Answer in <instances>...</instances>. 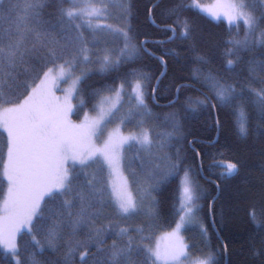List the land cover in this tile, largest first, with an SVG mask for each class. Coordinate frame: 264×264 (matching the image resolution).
Masks as SVG:
<instances>
[{
	"label": "trees",
	"instance_id": "obj_1",
	"mask_svg": "<svg viewBox=\"0 0 264 264\" xmlns=\"http://www.w3.org/2000/svg\"><path fill=\"white\" fill-rule=\"evenodd\" d=\"M123 1V19L108 17L105 22L130 29L131 44L136 46L139 54L122 63L118 70L107 72L99 70L95 56L92 62L80 61L74 71L85 76L77 88L71 119L77 122L85 114L94 113L97 100L113 93L108 91L109 88L116 89L126 79H136L131 75L132 70H135L143 74L144 99L149 114L133 117L125 127L131 130L133 123L135 129H140L138 121L143 120V127L150 130L154 140H164V147L154 146L153 153L172 161L178 157L180 166L174 176L160 183L152 192L154 200L145 197L141 201L149 208L148 217L140 213L132 218H123L116 212L111 198L109 172L102 161H88L86 165L76 164L70 169L69 173L75 182H83L87 174L89 177L95 175L104 185L106 207L104 219L100 223L107 224L111 220L115 225L105 235V246H110L113 240L118 239L115 233L120 227L129 228L130 234L142 247H150L154 237L170 231L179 218L175 210L179 201V178L185 170H189L199 184V199L196 202L199 229L189 226L183 230L189 254L187 261L210 254L214 258L213 264H264V121L249 99L244 104L247 134L242 135L237 124L236 103L231 106L221 104L205 81V77L211 74L222 82L237 84L238 90L243 87L245 97H249V85L256 89L264 87L252 79L247 71L248 61L264 60V45L240 50L238 54L242 61L229 69L226 61L235 57L226 55V50L232 47L230 40L244 39L243 22L229 25L222 19H211L191 7L192 0ZM206 1L198 0L200 3ZM259 7L257 5V9ZM55 8H47L43 18L48 19V13L55 14ZM256 14L259 15V11ZM185 22L188 26L187 36L181 35ZM261 27H264V21ZM65 31L68 36L76 34L74 28ZM81 31L89 42L93 37L105 36L107 39L103 41L109 44L107 49L112 50V54L124 46L122 37H114L107 32L93 33L84 27ZM115 43L120 44L112 45ZM101 44V47L99 43L95 46L89 43L88 46L102 52L105 43ZM35 67L37 71L20 76L19 86H14V92L8 90L5 99L12 102L0 104V108L15 105L24 99L41 81L43 71L53 65L49 64L42 70L39 63ZM129 86L125 84L124 97ZM81 99L85 101L83 105L79 104ZM197 99L207 100V103L195 104ZM130 108L132 106H125L126 115ZM118 120L109 121L106 127ZM7 147L8 135L0 129V213L8 201H5L8 179L4 171ZM122 155V167L131 192L138 198L146 187L145 172L141 170L140 162L148 154L139 145L128 144ZM228 163L238 164V170L230 175H221L225 169L217 165ZM65 198L69 197H62L58 191L47 195L41 201V211L47 216L48 210ZM253 211L256 221L260 222L259 226L250 215ZM39 223L34 217L33 225ZM136 227L141 231H134ZM202 229H206V233ZM33 234L37 239H42L35 228ZM70 239L85 240L86 232L80 230L75 237L66 235L65 242L58 245L57 249L36 247L28 229L21 230L15 237L19 258L24 264H31L33 253L40 264H63L67 241ZM96 251L95 245L78 248L74 264H94L93 254ZM81 253L85 254L83 262ZM16 259L7 248L0 245V264H14Z\"/></svg>",
	"mask_w": 264,
	"mask_h": 264
},
{
	"label": "snow or ice",
	"instance_id": "obj_2",
	"mask_svg": "<svg viewBox=\"0 0 264 264\" xmlns=\"http://www.w3.org/2000/svg\"><path fill=\"white\" fill-rule=\"evenodd\" d=\"M109 3L110 0H52L51 3L49 0H0V104L12 102L5 99L8 90L15 91L14 86H19L21 75L37 71L35 67L37 63L41 64V70L49 64L53 65L43 71L40 85L33 88L22 103L4 108L0 113V122L8 134L9 182V198L5 203L6 216L0 219V245L7 248L12 256L17 257L14 264H24L19 258V249L15 241L16 234L22 228L28 229L31 240L41 249L45 246L57 249L58 245L65 242L66 235L75 237L78 231H85V240L67 241L63 264H74L78 248L92 245L97 249L93 254L94 264H148L149 261L151 264H157V261H162L163 264H185L189 259L187 246L178 236L185 223L195 222V209L198 207L196 202L199 199V184L190 175L189 170L184 171L181 179L180 196L175 209L179 222L172 235L176 236L178 243L171 249L161 251L159 247L155 249L142 247L127 227H120L115 233L118 239L106 247L105 235L115 225L111 220L107 224L100 223L104 219L106 207L102 181L95 175L89 177L85 174L83 182H75L64 166L69 160L86 165L99 152L112 171L120 176L119 186L113 182L112 197L118 213L124 217L136 214L145 197L154 200L152 192L160 183L174 176L180 166L178 157L176 161H172L166 156L160 157L153 153L154 146L164 147V140L162 138L154 140L150 130L143 127V120L138 121L140 126L138 133L124 136L117 128L109 136L103 149L88 152L79 149L81 142L102 131V125L106 123L107 118L114 117L119 111L117 106L123 101L122 93L125 92L126 83L131 86L128 100L134 99L135 104L121 119V123H124L125 119L131 120L135 116L149 114L144 99L143 74L132 70L131 75L136 79L134 81L126 79L118 88H109L108 91L114 94L102 98L99 116L90 120L85 114L84 122L76 126L70 125L66 118L74 107L69 101L73 93L77 92V86L84 78V73L73 79L63 105L53 106L42 94L47 85L55 84L60 79L72 78L74 69L80 61L92 62L95 56L99 70L107 72L118 70L122 63L139 54L136 46L131 44L130 29L103 22L109 16ZM257 5L260 6L259 9ZM53 6H56L55 14L48 13L49 18L44 19L45 10ZM190 6L207 11L217 19L223 16L229 25L243 22L244 39L229 41L232 47L226 50V55L234 56L235 59H227V68L233 69L242 61L238 54L240 50H250L255 45H264V27H261V22L264 21V0H230L229 3L219 6L225 9L222 12L204 9L198 0H192ZM257 11L259 15L256 14ZM77 20L81 22L76 23ZM82 27L93 33L107 32L114 37H122L124 46L114 58L112 50L94 51L88 45L91 43L95 46L99 40L96 37H93L91 42L85 40ZM73 28L76 34L68 36L65 30ZM181 35H188L187 22ZM58 61L60 63H57ZM247 71L252 79L264 85V60L248 61ZM205 81L221 104L231 106L236 103L237 124L242 135L247 134L244 104L249 99L264 121V87L256 89L249 85L247 91L250 96L245 97V89L240 87L238 90L235 83L222 82L220 78L211 74L205 77ZM103 101H111L107 109L103 107ZM84 103L83 99L79 101L80 105ZM194 103L203 105L207 100L197 99ZM70 128L77 129L78 135L70 134L68 131ZM126 144H137L148 154L147 158H141L140 162L141 170L145 172L146 187L143 188V195L139 199L133 196L128 188L127 179L119 171V152ZM217 166L225 169L221 175H230L238 170L236 163ZM132 175L135 177V172ZM54 190L62 197L69 198L62 199L58 205L49 209L46 216L41 211V201L46 194H52ZM250 215L259 226L260 222L256 221L255 212H251ZM34 217L40 221L39 224L33 225ZM34 228L41 234L42 239H37L33 234ZM134 231L139 232L141 229L136 227ZM202 231L206 233V229ZM80 259L82 262L85 260L84 253L80 254ZM213 259L209 254L205 258L197 257L191 260L190 264H213ZM31 264H40L34 253Z\"/></svg>",
	"mask_w": 264,
	"mask_h": 264
},
{
	"label": "rangeland",
	"instance_id": "obj_3",
	"mask_svg": "<svg viewBox=\"0 0 264 264\" xmlns=\"http://www.w3.org/2000/svg\"><path fill=\"white\" fill-rule=\"evenodd\" d=\"M123 0H110V3H109V18H115V19H118V20H121L123 19ZM230 0H207L206 2L204 3H199V5H201L204 9H211L212 11H216V12H222L224 11L225 9L219 7L220 5H224L226 3H229ZM197 9V8H196ZM199 10V9H198ZM200 11V10H199ZM202 13H204L205 15H207L208 17H210L211 19H214V20H218L217 18L213 17L212 15H210L207 11H201ZM219 19H222L224 20L225 22H227V20L221 16ZM105 22V21H103ZM239 22H242V21H239ZM238 22V23H239ZM106 23V22H105ZM228 23V22H227ZM109 24V23H108ZM121 25H124V23H121ZM107 38L105 36H100L98 37V40H99V45L100 47L102 46L101 42L105 43L104 45V49H107V46L109 45L106 41H103V40H106ZM120 44V43H119ZM119 44L115 43V44H112V45H115V46H118ZM103 49V50H104ZM119 54V51L115 54H113V58ZM99 66V65H98ZM55 71L53 72V75H55ZM80 75V73H76L74 71V75L72 76V78L70 79H60L58 80L55 84H49L46 86L45 89L42 90V94L45 98H47L51 104L53 106H58V105H63L64 104V101H65V96L67 94V91L68 89L71 87L72 85V82H73V79H75V76H78ZM43 79V77H42ZM38 85H40V82L34 87L36 88ZM119 87V86H118ZM78 88V86H77ZM33 89V88H32ZM31 89V90H32ZM130 89H131V86H129L128 88V92L126 93L122 103L120 105H118L117 107L119 108V111H117L115 113V116L114 117H108L107 118V121L106 123H104L102 125V130H103V133L102 131L100 132H97L95 135L91 136L90 138L84 140L83 142H81L79 144V149L83 152H88L90 150H99V149H103L104 148V145L105 143L108 141L109 139V136L111 134H113L115 132V130L117 128H119V131L122 135L124 136H127L131 133H138L140 131V129H135L134 128V124L132 123L131 124V130H128L126 127H125V124H127L129 121L131 120H127L125 119L124 120V123H121V119L120 117L122 116H125L126 114V110H125V106H133L135 104V100L133 99L132 101H129L128 100V94L130 93ZM31 93V91H30ZM114 93L110 94V95H105V96H113ZM29 95V94H28ZM27 95V96H28ZM26 96V97H27ZM76 96H77V92L76 93H73L71 99H70V103L73 105L74 104V101L76 99ZM105 96H102L100 97L97 102L95 103V112L92 113V114H87V116L89 117V119H95L99 116V113H100V107H101V103H102V98L105 97ZM25 97V98H26ZM24 98V99H25ZM22 99L20 102H18L17 104L19 103H22L23 100ZM110 103L111 101H103V107L105 109H107L109 106H110ZM14 105H11V106H6V107H1L0 108V113L3 112V109L4 108H7V107H13ZM72 112H73V109L72 111H70L68 114H67V121L69 122L70 125H73V126H76V125H80L84 122V119H85V115L82 117L81 120H78L77 122H74L72 119H71V115H72ZM119 118L118 121L110 124L108 127H106L107 123L111 120H114V119H117ZM0 129H2L3 131H6V129L4 128L2 122H0ZM69 133L72 134V135H78V130L75 129V128H70L68 129ZM8 135V134H7ZM128 145V144H126ZM120 150L119 152V171L120 173L122 174V176L124 178L127 179L128 181V178L127 176L125 175L124 173V170H123V167H122V157H123V150L125 148V146ZM94 160H100L103 162V164L105 165L104 167L106 168V170L109 172V177H110V188H111V193H112V185H113V182H115L117 184V186L120 185L121 183V179H120V176L116 175L112 169L108 166V164L106 163V161L104 160L103 156L97 152V154L95 156H93L92 159H90L89 163L93 162ZM88 163V162H87ZM7 164H8V156H7V159H6V164H5V175H6V178H7ZM76 164H79V162H76V163H73L71 160L67 161L65 163V167L68 169V171L70 172V169L75 166ZM183 175L182 174L179 178V186H180V182H181V179L183 178ZM8 181V180H7ZM128 188L129 190L131 191V188H130V183L128 181ZM8 189H9V182H8V185H7V188H6V191H5V201L8 200L9 196H8ZM53 192H56V190H54ZM47 195H50V194H46L44 197H46ZM143 195V191L140 193L139 197ZM134 197L135 196V193L133 195ZM179 196H180V191H179ZM139 197L137 199H139ZM112 198V202H113V205L115 207V210L116 212L118 213L117 211V208H116V204H115V201H114V198ZM44 199V198H43ZM148 212H149V208L146 204H143L141 202V208L140 210L136 213V214H133V215H129L127 217H124L123 215V218H132L133 216L135 215H139L140 213H144L147 217H148ZM0 219H2L3 217L6 216V212H5V209L0 213ZM119 214V213H118ZM198 215V207L195 209V222L193 223H185L181 229L179 230L178 232V236L180 238V241L183 242L184 245L187 246V243L185 241V238H184V235H183V230L186 228V227H189V226H192V229H197V224H198V221H197V215ZM121 215V214H120ZM34 219V218H33ZM179 222V218L177 220V222L175 223L174 227L170 230V231H167V232H163L159 235H157L156 237L153 238L152 240V243H151V246L150 248H157L159 247V249L161 251L163 250H166V249H171L173 248L177 243V238L176 236H173L172 233L174 232V230L176 229V224ZM202 228V227H201ZM27 228H22L21 230H26ZM199 229V227H198ZM199 231V230H198ZM199 248V247H198ZM187 251V249H186ZM207 255H203V256H200V258H205ZM195 260V259H194ZM190 261V260H189ZM189 261H185V264H190ZM157 264H163L162 261H157Z\"/></svg>",
	"mask_w": 264,
	"mask_h": 264
},
{
	"label": "bare ground",
	"instance_id": "obj_4",
	"mask_svg": "<svg viewBox=\"0 0 264 264\" xmlns=\"http://www.w3.org/2000/svg\"><path fill=\"white\" fill-rule=\"evenodd\" d=\"M132 81H134V80H132ZM127 85H130V84L127 83Z\"/></svg>",
	"mask_w": 264,
	"mask_h": 264
}]
</instances>
